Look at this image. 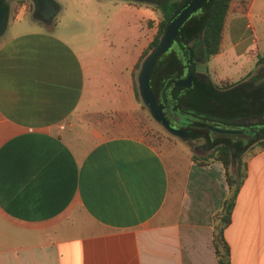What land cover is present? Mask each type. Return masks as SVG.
Here are the masks:
<instances>
[{
    "label": "crops",
    "instance_id": "crops-1",
    "mask_svg": "<svg viewBox=\"0 0 264 264\" xmlns=\"http://www.w3.org/2000/svg\"><path fill=\"white\" fill-rule=\"evenodd\" d=\"M73 1L64 18L83 13L95 23L86 0ZM55 2L58 13L63 4ZM261 3L230 0L219 50L207 60L218 78L264 55V44L246 42L238 25L251 27ZM132 8L143 15L125 65H117L120 53L105 63L78 42L74 21L68 34L53 20L0 38V264H218L212 215L228 194L222 162L174 153L170 168L138 136L97 138L98 118L140 108L134 67L146 20L155 24L157 14L147 3ZM246 163L224 236L231 264H264V146Z\"/></svg>",
    "mask_w": 264,
    "mask_h": 264
},
{
    "label": "rangeland",
    "instance_id": "rangeland-1",
    "mask_svg": "<svg viewBox=\"0 0 264 264\" xmlns=\"http://www.w3.org/2000/svg\"><path fill=\"white\" fill-rule=\"evenodd\" d=\"M63 4V8L51 19L52 23L62 20L57 27H55L56 32H64L66 34L70 33V27H67V23L74 21V27L76 31H81L82 37L78 38V42H82L84 46H94L96 48L97 54L101 60L105 59L107 62H115L116 57H119V53L123 55L122 60L117 64L125 65L129 61V54L126 51L127 44L133 41L136 34V25L133 26L134 21L142 18L143 13L139 10L137 11L134 6L145 7V4H150L155 10L157 17L155 20L157 22L154 24L152 19L146 20L145 31L143 32L144 45L142 46L141 54L139 60L136 62L134 67L133 80L134 85L137 86L136 74L140 65L142 58L152 49L150 48L149 42L154 37L157 25L161 19V11L153 2L147 0H139L137 4H131L123 0H86L85 5L87 9L92 10V16L95 23H91L87 20L86 15L83 13L80 16L75 17V19L64 18L66 14H70L73 0H59ZM90 1V4L88 3ZM131 1V0H130ZM135 1V0H132ZM145 3V4H141ZM17 6V4H15ZM93 5V6H92ZM93 7V8H92ZM18 8V6L16 7ZM11 8L10 15L6 17L5 29L0 38L10 35L14 31L28 30L31 28H43L44 25L41 21L36 20L31 16V13L25 12L22 14V10ZM88 16V15H87ZM92 18V17H91ZM245 21V20H244ZM238 23L240 26H244L242 34L245 37V41L248 42L251 38H255L259 43L264 44V5L258 4L253 9V15L249 18V24L251 27H245L246 22ZM101 22V23H100ZM100 23V25H99ZM100 35H102L100 39ZM87 37V39L85 38ZM86 39V40H85ZM185 43L187 41L185 40ZM170 48L182 51V47L178 41H174ZM170 48L168 50H170ZM147 49L148 52L144 54V50ZM264 52V47L262 48ZM249 54H254V51H249ZM237 62V60H236ZM139 63V65L137 64ZM218 63V62H217ZM245 64V65H244ZM243 65V70L236 72V69H230L229 72L225 74H231L228 76L230 80L236 79L246 71L247 68L254 65L253 60H246ZM207 65H209L207 63ZM201 67V66H200ZM208 68L209 73L215 80H220L216 70ZM140 108L134 111L126 112L122 116H103L98 118V133L97 138H102L112 134H130L138 136L144 139L146 142L151 144L156 149L162 151L166 158V162L173 168L172 160L175 153L177 158L183 159L187 154L199 157L204 154H208L205 151H201L199 148H195V144L189 137H181L176 134L168 132L161 124L158 122L149 112L148 108L141 102L140 97ZM181 115V120L185 121V118L192 116L189 111L177 109ZM171 123L175 126L178 125L177 121L170 119ZM248 129V128H247ZM250 137H257L251 132L248 133ZM196 141V140H195ZM256 146H261L260 144H255ZM252 149L245 151L241 155V160L246 161L247 157L253 152L256 146ZM195 159V158H194ZM173 181V185H174ZM202 188V184L199 185ZM215 214V213H214ZM213 214V215H214ZM212 215V220H213Z\"/></svg>",
    "mask_w": 264,
    "mask_h": 264
},
{
    "label": "trees",
    "instance_id": "trees-1",
    "mask_svg": "<svg viewBox=\"0 0 264 264\" xmlns=\"http://www.w3.org/2000/svg\"><path fill=\"white\" fill-rule=\"evenodd\" d=\"M189 0H183L180 7H183ZM180 0H160L155 5L161 11V19L158 23L157 31L149 42V47L153 48L159 41L167 21L176 9ZM230 0H204L201 6L192 12L181 24L179 31V44L185 53L170 48L162 55H168L167 60L158 65V60L151 69L150 85L155 98L162 103L166 109L179 100L183 110L189 111L192 116L188 117L191 122L182 125L184 129L190 132L191 137H197L202 128L203 115L201 110L205 103L207 86L205 83L194 77L195 65H187L193 63L191 51L188 48L189 38L193 35L200 34V46L208 58L211 54L219 50L222 37V28L224 18L229 6ZM185 40L187 43H185ZM148 52L144 50V54ZM161 55V56H162ZM160 56V57H161ZM264 61V55L258 57V62ZM139 65V63H137ZM192 77V82L183 87L178 94V98L174 99L172 93L177 83L185 78ZM135 93L139 97L137 86ZM248 94L239 91L234 97H228V100H234L238 103L240 109L236 108V103H226V110H236V113L243 114L241 111L245 105V99ZM226 100V101H228ZM231 100V101H232ZM239 110V111H238ZM235 112V111H234ZM234 115H237V114ZM258 140V137H252L248 143L235 147L234 142H220L208 154L195 157L193 159L200 164H205L212 160H220L224 166L225 179L228 185V194L223 200L221 208L213 215L212 244L218 264H231L230 246L224 236V228L231 221V212L235 203L236 195L239 187L246 174V161L241 160L246 147ZM264 146V140L258 141ZM235 147L234 151L232 147ZM236 152V153H235ZM234 162V163H233Z\"/></svg>",
    "mask_w": 264,
    "mask_h": 264
},
{
    "label": "flooded vegetation",
    "instance_id": "flooded-vegetation-1",
    "mask_svg": "<svg viewBox=\"0 0 264 264\" xmlns=\"http://www.w3.org/2000/svg\"><path fill=\"white\" fill-rule=\"evenodd\" d=\"M147 1L158 3L160 0ZM180 1L182 3L183 0ZM39 6L41 8L42 4ZM11 8H21L22 14L31 13V16L41 21L44 26L52 24L51 19L45 17L36 7L35 0H0V10L4 11L6 17L10 15ZM200 39V34L189 38L188 48L191 51L193 63L187 65H195L194 77L205 83L207 90L205 103L201 110L203 115L201 131L196 138L190 137L189 139L194 142L195 148L206 153L222 141L234 142L235 147H240L252 139L251 135L248 134L249 132L259 134L258 140L255 139L252 143L264 140V61L255 63L247 74L238 79L221 78L215 80L208 71V58L205 57L202 46H200ZM167 57L168 55H162L158 59V65L163 64ZM239 91L248 94L244 102L245 105L241 108L243 111L241 115L236 113L237 109H240L238 103L232 99V101L228 100V97H234ZM227 102L236 103L237 109L226 110L225 104ZM177 109L183 110L179 100L175 101L169 109H166L168 117L177 121V126L182 127V125L191 122L188 118H185V121L181 120V115ZM235 147H232L233 151Z\"/></svg>",
    "mask_w": 264,
    "mask_h": 264
},
{
    "label": "water",
    "instance_id": "water-1",
    "mask_svg": "<svg viewBox=\"0 0 264 264\" xmlns=\"http://www.w3.org/2000/svg\"><path fill=\"white\" fill-rule=\"evenodd\" d=\"M36 7L45 17L52 19L58 11V4L54 0H35ZM204 0H189L183 7H180L181 1L176 9L171 14L167 21L164 31L158 43L142 58L137 75V90L143 104L148 108L150 114L170 133L181 137H191L190 132L183 127L175 126L171 123L170 118L162 103L158 102L150 85L151 69L160 56L165 53L174 41L179 40V31L183 21L192 13L195 12ZM39 4H42L40 8ZM6 15L0 10V34L5 29ZM192 82V77L180 80L173 93L174 99L178 98L179 90L189 85Z\"/></svg>",
    "mask_w": 264,
    "mask_h": 264
}]
</instances>
